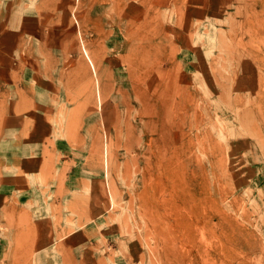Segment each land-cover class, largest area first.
Returning a JSON list of instances; mask_svg holds the SVG:
<instances>
[{"label": "rangeland", "instance_id": "1", "mask_svg": "<svg viewBox=\"0 0 264 264\" xmlns=\"http://www.w3.org/2000/svg\"><path fill=\"white\" fill-rule=\"evenodd\" d=\"M6 120L0 264H264V0H0Z\"/></svg>", "mask_w": 264, "mask_h": 264}, {"label": "crops", "instance_id": "2", "mask_svg": "<svg viewBox=\"0 0 264 264\" xmlns=\"http://www.w3.org/2000/svg\"><path fill=\"white\" fill-rule=\"evenodd\" d=\"M6 122H10L9 120L4 121L2 123L3 125V131L1 132L3 136H5L7 133V136L4 138L0 137V204L4 203V200L7 197H11V195L14 193V189L16 187V184L14 183V176L11 175V172L15 171V167L18 164H21L23 162V156L26 155V153L30 156L37 157L38 151L31 152L30 150H26L22 147L19 141L15 139V136L18 134V132H12L13 127L10 126V124L6 125ZM16 131L17 129L14 128ZM31 148V146L29 147ZM57 150L61 154L60 158L58 159V162L60 163L57 168H55V172L57 175H60L64 170V164H67L70 162V157L65 156L66 154H70L71 151L66 148V144L63 143L61 146L57 147ZM73 153V152H72ZM81 155V154H80ZM28 157H24L27 159ZM67 158L68 160L66 162H62L61 159ZM74 158V157H73ZM75 165L69 169V171L65 174V181H63V187L67 191H73L76 187V184L81 179V160L75 158ZM23 194H18L16 196V199L20 203H26L27 201H33L36 198H39L37 196H29L24 197ZM40 200V199H39ZM83 234V233H82ZM74 235V234H73ZM78 235H81V231H78ZM72 236V235H71ZM75 237V236H73ZM72 246L80 247L78 243H71ZM93 245V244H92ZM44 261V259H43ZM115 264H122L119 262V259H114Z\"/></svg>", "mask_w": 264, "mask_h": 264}, {"label": "built area", "instance_id": "3", "mask_svg": "<svg viewBox=\"0 0 264 264\" xmlns=\"http://www.w3.org/2000/svg\"><path fill=\"white\" fill-rule=\"evenodd\" d=\"M67 160H68L67 158L61 159L62 162H66Z\"/></svg>", "mask_w": 264, "mask_h": 264}, {"label": "bare ground", "instance_id": "4", "mask_svg": "<svg viewBox=\"0 0 264 264\" xmlns=\"http://www.w3.org/2000/svg\"><path fill=\"white\" fill-rule=\"evenodd\" d=\"M99 101V100H98ZM104 156V155H103ZM106 156V155H105ZM106 158V157H105ZM104 160V159H103ZM107 164V163H106Z\"/></svg>", "mask_w": 264, "mask_h": 264}]
</instances>
